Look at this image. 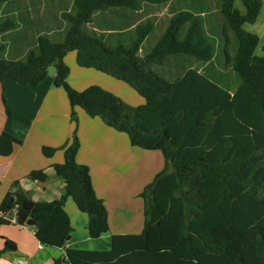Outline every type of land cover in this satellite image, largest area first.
<instances>
[{
  "label": "trees",
  "instance_id": "obj_1",
  "mask_svg": "<svg viewBox=\"0 0 264 264\" xmlns=\"http://www.w3.org/2000/svg\"><path fill=\"white\" fill-rule=\"evenodd\" d=\"M169 1L75 0L60 38H39L22 60H5L0 47L2 82L37 86L54 66L53 84L67 93L76 122L71 143L42 150L48 158L64 151V163L52 166L64 184L61 197L36 202L17 190L0 206V225L31 227L42 245L65 249L57 264H264V54H256L259 36L244 29L257 22L264 0H241L246 14L235 8V0H218L226 25L219 35L223 44L209 37L202 17L186 11L174 15L144 57L139 52L153 23L140 25L133 40L114 46L89 30L98 12L134 11L146 3ZM70 52H76L81 68L126 83L145 104L133 107L97 85L74 89L65 63ZM193 62L204 70L188 68ZM164 66L177 71L170 76L160 69ZM4 104L12 118L6 100ZM76 108L125 133L133 147L159 151L165 159V168L140 195L142 233L112 236L107 251L67 248L73 233L65 210L68 199L88 216L91 239L110 231L108 209L95 191L90 169L77 162L81 143ZM22 144L4 132L0 156H11ZM28 177L48 180L45 170ZM11 250L16 244L5 239L0 259Z\"/></svg>",
  "mask_w": 264,
  "mask_h": 264
},
{
  "label": "crops",
  "instance_id": "obj_2",
  "mask_svg": "<svg viewBox=\"0 0 264 264\" xmlns=\"http://www.w3.org/2000/svg\"><path fill=\"white\" fill-rule=\"evenodd\" d=\"M74 4L75 0H3L0 4V47L3 58L22 60L37 46L39 38H60L68 28L65 16L73 12ZM241 4L243 7L238 10L246 14V8ZM181 11L202 17L211 34L209 37L216 39L217 44H223L224 39L219 35L226 25L218 0H170L163 5L146 3L134 11L117 8L98 12L96 20L88 27L104 35L105 43L114 46L133 40L135 30L140 25L153 23L154 29L139 52V56L144 57L152 52L174 15ZM262 13L264 5L259 17ZM160 22L163 24L160 25ZM260 26V32L253 31L260 38L259 46L262 42L264 44V24L261 22ZM158 30L159 36L146 49V44ZM76 57V52H70L65 58V63L71 69L68 82L74 89L84 91L98 85L133 107L145 104V99L129 85L97 73L94 69L81 68ZM187 66L199 72L204 70L196 62ZM160 69L170 76L177 71V68L166 71L165 66ZM55 75L52 79L47 77L37 86L19 85L10 79L0 81V135L7 132L23 141L11 156H0V206L10 192L17 190L36 202H50L62 195L63 181L56 179L52 166L64 163V151L59 150L54 157L48 158L42 150L44 146L59 148L71 143L76 126L71 120L67 93L53 84ZM4 100L12 110V118L8 117ZM76 111L81 143L77 162L90 169L95 191L108 209L110 231L99 239H91L87 229L88 216L77 208L72 199H68L65 210L70 216L73 233L67 248L107 251L111 247L112 236L142 233L144 201L139 197L146 185L152 183L156 174L164 169L165 159L159 151L133 147L125 133L108 127L99 118L89 117L83 109L76 108ZM34 170H45L47 182L31 180L28 176ZM124 207L131 210V216ZM5 239L15 243L16 250L5 252L0 264H57V260L65 257V249L42 245L31 227L0 225V250L5 247Z\"/></svg>",
  "mask_w": 264,
  "mask_h": 264
},
{
  "label": "rangeland",
  "instance_id": "obj_3",
  "mask_svg": "<svg viewBox=\"0 0 264 264\" xmlns=\"http://www.w3.org/2000/svg\"><path fill=\"white\" fill-rule=\"evenodd\" d=\"M241 1V0H240ZM239 0H235V8H237V9H239V10H241L242 9V4H241V2H240ZM163 22V21H162ZM162 22H160V25H162L163 23ZM262 22V24H264V13H262V15H261V17H259V20H258V22H257V24H254V25H251V24H247L246 26H245V29L247 30V31H249V32H252L253 33V31L254 32H260V31H258L259 30V28L258 27H261L260 26V23ZM159 30H160V28H159ZM159 30L158 31H156L154 34H153V36L150 38V41L146 44V49H148V48H150V44L159 36ZM262 34V33H261ZM119 41H121V40H119ZM118 45V44H117ZM264 44H263V42H262V45H260L258 48H257V50H256V54L257 55H259V56H261V55H263V52H262V46H263ZM148 47V48H147ZM83 69H86V68H83ZM71 70V69H70ZM93 71H95L96 72V70H93ZM97 73H100V74H102V75H104V76H107V75H105V74H103V73H101V72H97ZM56 74V68L54 67V66H51L50 68H49V74H48V79H52V77L54 76ZM108 77H110V76H108ZM75 78H78V76H76ZM111 79V78H110ZM69 83V82H68ZM126 85V84H125ZM93 86V85H92ZM98 86V85H97ZM131 88V87H130ZM132 89V88H131ZM133 90V89H132ZM3 113L6 115V112H4L3 111ZM86 113V112H85ZM74 124H75V126H76V122H73ZM78 124H79V120H78ZM76 129V128H75ZM165 168V167H164ZM55 172V171H54ZM159 173H157L156 174V176L158 175ZM55 175H56V173H55ZM56 177V179H58V177L57 176H55ZM156 178V177H155ZM154 178V179H155ZM60 181H61V179H59ZM147 186V185H146ZM145 189V188H144ZM144 191V190H143ZM140 199H142V197L140 196L139 197ZM142 201V200H141ZM133 207L135 208V205H133ZM120 208H117V210H119ZM124 210L125 211H127L128 212V214H129V216H131V210H128V208L127 207H124Z\"/></svg>",
  "mask_w": 264,
  "mask_h": 264
},
{
  "label": "built area",
  "instance_id": "obj_4",
  "mask_svg": "<svg viewBox=\"0 0 264 264\" xmlns=\"http://www.w3.org/2000/svg\"><path fill=\"white\" fill-rule=\"evenodd\" d=\"M16 214V213H15ZM15 222V219L13 220Z\"/></svg>",
  "mask_w": 264,
  "mask_h": 264
}]
</instances>
